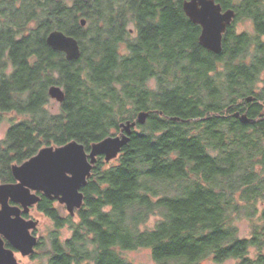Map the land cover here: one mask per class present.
<instances>
[{
    "label": "trees",
    "instance_id": "1",
    "mask_svg": "<svg viewBox=\"0 0 264 264\" xmlns=\"http://www.w3.org/2000/svg\"><path fill=\"white\" fill-rule=\"evenodd\" d=\"M70 1L0 0V119L22 117L0 142V183L42 148L88 152L148 115L116 159L97 158L73 216L39 194L56 230L47 264H136L126 253L139 249L155 264H264V0H214L235 12L218 55L200 46L185 0ZM239 20L254 34H237ZM52 31L78 41V60L47 45ZM52 86L64 93L56 114Z\"/></svg>",
    "mask_w": 264,
    "mask_h": 264
},
{
    "label": "water",
    "instance_id": "2",
    "mask_svg": "<svg viewBox=\"0 0 264 264\" xmlns=\"http://www.w3.org/2000/svg\"><path fill=\"white\" fill-rule=\"evenodd\" d=\"M183 11L191 23L201 28L200 46L213 54H220L223 36L232 24L235 12L232 9L223 11L214 0H185ZM81 26H85L84 20ZM46 43L52 50L63 53L68 61H76L81 56L78 41L62 32H50ZM48 96L59 104L64 100V93L57 86L48 89ZM251 100L247 99L249 102ZM147 115L141 112L135 122L121 124L119 135L92 144L88 152L83 145L71 141L61 147L42 148L21 165H13L11 172L16 183L0 185V236H4L17 248H21L19 246L23 241L25 246L22 249L28 251L22 252L28 254L36 240L29 236V231L34 230L38 222L22 219L20 209L10 207L8 201L19 204L24 212H28L30 207L39 202L40 193L65 206L68 214L73 216L75 210L83 205L81 189L86 185L97 158L102 157L106 163L116 159L129 142V135L136 124H144ZM232 116L242 124L254 122L239 113ZM12 261L11 252L2 249L0 239V264H12Z\"/></svg>",
    "mask_w": 264,
    "mask_h": 264
},
{
    "label": "rangeland",
    "instance_id": "3",
    "mask_svg": "<svg viewBox=\"0 0 264 264\" xmlns=\"http://www.w3.org/2000/svg\"><path fill=\"white\" fill-rule=\"evenodd\" d=\"M68 5L71 4L70 0H63ZM237 0H232V4L236 3ZM29 26H34L29 24ZM234 30L237 34L240 33H247L249 35L254 34V29L250 21L247 20H239L234 24ZM9 70V69H7ZM8 72V71H7ZM151 87H154L155 84L152 81L150 83ZM46 109L56 114L59 110V103H57L55 100L50 99L49 104L46 106ZM22 119V117H16L14 114H8L4 115L2 119H0V142L5 138L7 129L11 126L13 122H18ZM56 207H59L60 212L63 214H66L67 211L64 212V206L55 203ZM68 213V212H67ZM31 216L33 219L38 220V232L37 234L39 237H41L43 242V247L40 249V255L41 257H45V263L47 262V255L51 249V239L52 234L56 232L55 228L53 227V223L50 219H48L46 216H43L42 214L38 213L35 209L32 210ZM156 221V218H151L149 224L147 225L149 228L153 227L154 223ZM234 226L238 230V237L239 238H250L251 232H252V223L250 220H248L245 217H239L234 222ZM70 235V232L67 227L61 229L58 232V238L62 242L66 240ZM126 257L133 263L136 264H155L152 257L150 250L148 249H139L136 251H130L126 253ZM236 260H227L223 263H215L211 260L203 261L201 264H236Z\"/></svg>",
    "mask_w": 264,
    "mask_h": 264
},
{
    "label": "flooded vegetation",
    "instance_id": "4",
    "mask_svg": "<svg viewBox=\"0 0 264 264\" xmlns=\"http://www.w3.org/2000/svg\"><path fill=\"white\" fill-rule=\"evenodd\" d=\"M15 4H16V7L20 6L21 0H15ZM30 24L35 25L34 22H31ZM15 183H16V181H15ZM1 184L2 183H0V185ZM39 194H38V196H39ZM39 201H40V199H39ZM52 202H54V204L58 203L57 201H52ZM37 204L35 206L30 207L28 212H24L23 208L19 204L13 203L10 200L8 201V205L10 207H18L20 209V217L26 221L33 220V221L38 222V220L33 219V217L31 216V212L33 209H35L38 213H40L44 216L43 213H41L37 210ZM0 209H1V204H0ZM38 225H39V222H38ZM38 225L34 230L29 231V236L34 237L36 240H35L34 245L32 246V250L28 254H24L22 252V251H28V249H26V248L22 249V247L25 246V244H22L23 241L19 246L21 248H17L10 241H8L4 236H0V239L2 241V249L4 251H9L12 254V258H13L12 264H47V262L45 263V261H44L45 257H41V255H40V249L43 247L44 244L42 242L41 237H39V235L37 234Z\"/></svg>",
    "mask_w": 264,
    "mask_h": 264
}]
</instances>
